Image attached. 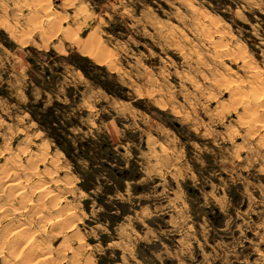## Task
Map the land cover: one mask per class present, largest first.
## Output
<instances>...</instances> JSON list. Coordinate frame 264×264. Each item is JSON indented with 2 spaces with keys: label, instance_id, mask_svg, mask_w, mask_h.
I'll use <instances>...</instances> for the list:
<instances>
[{
  "label": "rangeland",
  "instance_id": "obj_1",
  "mask_svg": "<svg viewBox=\"0 0 264 264\" xmlns=\"http://www.w3.org/2000/svg\"><path fill=\"white\" fill-rule=\"evenodd\" d=\"M1 211L0 264H264V0H0Z\"/></svg>",
  "mask_w": 264,
  "mask_h": 264
},
{
  "label": "bare ground",
  "instance_id": "obj_2",
  "mask_svg": "<svg viewBox=\"0 0 264 264\" xmlns=\"http://www.w3.org/2000/svg\"><path fill=\"white\" fill-rule=\"evenodd\" d=\"M46 14V13H45ZM33 159V158H32ZM29 160H31V159H29ZM40 160V159H39ZM37 172V171H36ZM31 173H32V171H31ZM27 174V173H26ZM32 174H34V173H32ZM32 176V175H31ZM13 188H16V189H19L20 188V183H18L17 181H10L9 183H7V185H5L4 187H3V192H7V191H10L11 189H13ZM15 189V190H16ZM40 189V188H39ZM15 190H13V191H15ZM22 190V189H21ZM46 190V189H45ZM45 190L44 189H40L39 190V193H41L42 195H43V193H45ZM12 191V190H11ZM2 194H4V193H2ZM8 194V193H7ZM14 194H16V193H14ZM17 194H18V190H17ZM12 195V194H11ZM19 196H22L23 194L22 193H19L18 194ZM3 196V195H2ZM5 196H6V194H5ZM47 196V195H46ZM51 196V195H50ZM26 198V197H25ZM35 202V201H34ZM19 203V202H18ZM44 204V203H43ZM45 205V204H44ZM21 206V205H20ZM38 206V205H37ZM36 206V207H37ZM35 207V208H36ZM40 207V206H39ZM38 207V208H39ZM44 208H45V206H43ZM18 208V207H17ZM28 210V209H27ZM32 210H34V209H32ZM39 210H40V208H39ZM38 210V211H39ZM19 212V211H18ZM21 212V211H20ZM35 212V211H34ZM0 213H3V211H1ZM5 213V212H4ZM41 213V212H40ZM39 213V214H40ZM43 213H45V212H43ZM20 214V213H19ZM23 214V213H22ZM42 214V213H41ZM20 219V218H19ZM51 219V218H50ZM57 219V218H56ZM60 219H61V217H60ZM60 219L59 220H56V221H52L51 222V226H55V225H57L58 223H59V221H60ZM51 221V220H50ZM24 224V223H23ZM50 225V224H49ZM33 228V227H32ZM19 230V229H18ZM17 231V230H16ZM18 234V233H17ZM36 234V233H35ZM36 238H35V236L34 235H31L30 234V231H29V226H26V225H24V228H22L21 230H20V232H19V235H17V237L16 238H14L13 239V245H16V243H18V242H26L27 243V245H22L23 247H22V249H23V251L28 255V254H34V253H36V252H39V254H40V251L41 250H39V246L38 245H32L33 243H34V240H35ZM37 241V240H36ZM25 243V244H26ZM31 244V245H30ZM6 245V244H5ZM20 245H21V243H20ZM45 245V244H44ZM41 247V246H40ZM21 250V249H20ZM20 250L18 251V252H20ZM12 251V250H11ZM12 253H14L15 254V252L13 251ZM51 253V252H50ZM18 254V253H17ZM46 255H44L43 256V259L42 258H40L39 257V259H42V262L43 261H47V260H49L50 259V255L48 254V253H45ZM48 254V255H47ZM19 256H20V254H18ZM37 255V254H36ZM36 255H35V257H36ZM59 255V254H58ZM38 256V255H37ZM28 257V256H27ZM34 256H33V258H30V255H29V258L30 259H34L35 258ZM10 259V258H9ZM23 260H22V262L25 260L24 259V257L22 258ZM29 259V260H30ZM39 259H37V260H39ZM20 259H19V257L17 256V261H19ZM35 260H36V258H35ZM73 260V259H72ZM27 261V260H26ZM41 261V260H40ZM71 261V260H70ZM19 262H21V260L19 261ZM36 262V261H35ZM43 263H45V262H43Z\"/></svg>",
  "mask_w": 264,
  "mask_h": 264
}]
</instances>
